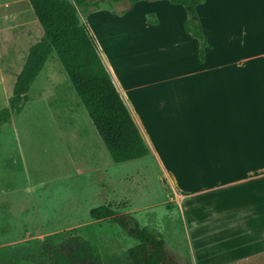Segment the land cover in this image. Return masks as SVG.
I'll return each instance as SVG.
<instances>
[{"label": "rangeland", "instance_id": "1", "mask_svg": "<svg viewBox=\"0 0 264 264\" xmlns=\"http://www.w3.org/2000/svg\"><path fill=\"white\" fill-rule=\"evenodd\" d=\"M157 2L167 3L173 10L171 19L162 18L157 27L147 30L143 27L144 11L150 5L147 3ZM9 3L10 0H0L5 5L0 7L6 9V24L0 25V51L5 52L0 62L7 65L0 68V110L8 106L15 76L28 48L41 36L27 10L22 23L8 15ZM223 4V0H205L198 7V19L212 45L205 49L203 59L198 57V43L184 37L187 35L180 26V17L184 22L187 16L181 6L140 1L134 6L132 22L112 25L110 38L109 29L100 26L95 17L90 20V30L87 17L80 13L78 16L92 36L97 28L99 41L120 78L136 83L145 78L158 79L159 75L168 79V89L175 92L170 99L177 112L169 119L175 121L176 115L188 114L189 105L202 114L209 108L206 86L197 81L195 47L197 60L206 65L216 66L226 60L215 44L220 46L221 40L241 28L236 16L231 17ZM251 4L244 21L252 28V38L264 49V0H251ZM123 8L120 4L101 3L98 11L120 17L123 14L117 12ZM29 9L32 11L30 6ZM158 18L154 10L146 14L149 22ZM55 57L42 68L23 110L12 115L10 124L0 126V264H103L105 253L121 256L136 241L108 219H91L89 211L100 205H110L115 216L126 217L131 224L133 218L139 226L161 234L170 264H264L262 217L246 219L248 229L243 234L245 227H231L234 222L238 224L237 213L224 219L207 218V208L190 213L188 203L175 197L173 185L151 159L115 163L98 135L104 151H98L96 157L82 151L67 154V146L73 142L69 145L65 140L69 138L67 131L70 133L66 127L82 125L88 130L89 123L93 125ZM65 85L70 88L63 99ZM39 89L44 90L40 98L35 93ZM199 101L201 104H196ZM175 128L177 124L173 131ZM199 134L200 138L205 135ZM184 137L188 143L186 133ZM223 166L214 163L207 173L183 167L170 172L178 183L193 190L223 182L228 174ZM191 219L195 225L190 224ZM71 231L94 244L97 252L68 260L41 256L44 243H57Z\"/></svg>", "mask_w": 264, "mask_h": 264}, {"label": "crops", "instance_id": "2", "mask_svg": "<svg viewBox=\"0 0 264 264\" xmlns=\"http://www.w3.org/2000/svg\"><path fill=\"white\" fill-rule=\"evenodd\" d=\"M23 1L26 5L22 3ZM223 1L224 9L232 14L231 17L236 16L237 25L241 29H237V33L229 34L227 40H221L220 46L215 44V49H220L226 58L216 66L199 62L195 47L197 81L198 85L206 86L204 88L206 106L209 108L202 114V111L199 112L197 108H192L189 105L188 114L176 115L175 121L169 119L172 114L177 112H175L170 99L172 93L175 92L168 89V79L159 75L158 79L148 81V78H145L140 83L127 79V77L123 80V77L120 78L113 67L107 50L100 43L96 33L97 28L91 32L98 46L99 57L149 150L148 156L137 160L151 159L155 168L161 171L173 185L175 197L182 203H188L186 209L190 213L199 208H207V218L212 219H224L237 213L238 224L234 222L231 227H245L243 234H246L248 229L246 219L262 217L264 220V49L257 45L259 41L252 38L250 33L252 28L244 21L247 10L252 8L251 0ZM9 4L8 15L18 22L22 21L24 10L29 12L35 27L39 30L41 39L42 27L40 26V29V24L37 25L39 22L34 12L29 9V0H10ZM147 4L150 5H147L148 8L144 11L145 18H143V27L146 29L157 27L162 18H170L173 13L167 3L166 5L160 2ZM15 5L18 7L16 8ZM11 6L12 8H10ZM134 6L120 17H112L97 10L86 15V23L91 30L90 20L95 17L100 26L104 25L106 29H109L107 35L110 38L113 36L110 30L112 25L132 22ZM198 7L197 14L199 13ZM253 7H255L254 4ZM161 8H163L162 11ZM5 10L0 7V25L6 24ZM151 10L159 14L156 22H149L146 19L147 12ZM174 10L179 9L175 8ZM181 18L182 16L180 17V26L183 29L184 22L181 21ZM202 30L207 44L210 46L211 41L203 28ZM183 32L185 33L184 29ZM185 34L187 35L184 36L185 38H192L189 34ZM1 54L4 55L5 52L0 51ZM54 54L53 52L48 60L56 56L55 63L62 67L59 58ZM242 62L244 64L240 65L239 63ZM6 66L0 62V68H6ZM62 70L65 72L63 67ZM65 86H67L65 91H62L63 99H66L68 88H70L68 85ZM31 88L28 94H30ZM178 90L180 91L179 88H177V92ZM35 93L40 98L43 96L44 90L39 89ZM28 94L27 99L29 98ZM173 97L176 98V95ZM176 99L180 100L178 94ZM196 104H201V101ZM174 124H177V128L173 131ZM66 128L70 133L67 131L69 138L65 140H68L69 145L70 141L73 142L72 146H67V154L82 151L94 154L96 157L98 151L103 150L96 129L90 123L89 131L82 125L73 128L68 125ZM64 133L66 134V132ZM184 133L188 137V143L185 141V137L183 139ZM199 133H205V135L200 138L201 134ZM183 157L185 158L183 159ZM214 163L224 165V169L228 170L227 178L223 182H212L210 185H203L193 190L178 183L170 172L176 167H183L185 170L186 168L205 170L207 173L213 169ZM190 224L195 225L196 222L191 219Z\"/></svg>", "mask_w": 264, "mask_h": 264}, {"label": "trees", "instance_id": "3", "mask_svg": "<svg viewBox=\"0 0 264 264\" xmlns=\"http://www.w3.org/2000/svg\"><path fill=\"white\" fill-rule=\"evenodd\" d=\"M140 1H167L181 6L187 16L183 29L198 42V57L204 58L208 44L197 7L205 0H29L43 35L29 48L16 75L8 106L0 110V126L10 124L12 115L23 110L31 86L54 52L111 159L123 163L148 156L149 150L99 57L96 41L78 16L97 11L101 3L123 5L117 12L122 15ZM89 216L93 220L108 219L136 241L121 256L105 253L103 264H170L161 234L139 226L134 219L131 224L126 217L115 216L109 205L91 209ZM96 252L94 244L70 232L57 243H44L40 254L68 260Z\"/></svg>", "mask_w": 264, "mask_h": 264}]
</instances>
